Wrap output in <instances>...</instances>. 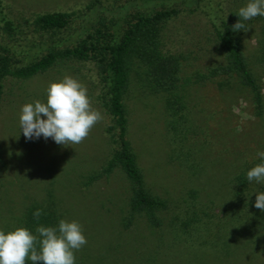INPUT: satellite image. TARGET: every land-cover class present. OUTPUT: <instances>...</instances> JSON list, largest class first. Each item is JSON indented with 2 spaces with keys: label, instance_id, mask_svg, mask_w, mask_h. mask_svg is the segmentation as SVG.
I'll return each mask as SVG.
<instances>
[{
  "label": "rangeland",
  "instance_id": "rangeland-1",
  "mask_svg": "<svg viewBox=\"0 0 264 264\" xmlns=\"http://www.w3.org/2000/svg\"><path fill=\"white\" fill-rule=\"evenodd\" d=\"M248 2L226 0L224 12L239 10ZM4 3L16 20L46 11L73 12L60 30L39 33L32 26L26 30L34 44L72 46L102 26V19L123 25L124 17L142 1ZM180 6L184 10L166 26L164 50L182 56V75L190 77L183 117L169 126L163 97L137 76L125 97L128 138L146 186L166 201L159 212L162 223L152 227L144 215H136L127 225L131 183L119 169L83 184L109 156L111 144L104 127L110 118L96 99L95 65L72 60L31 79L5 82L0 106V230L7 233L23 227L26 207L38 202L82 226L87 244L75 252L76 264H264V211L254 206L264 182L247 179V171L259 164L256 153L264 147V115L256 114L248 87L225 73L209 74L223 65L210 25L199 9L189 11L194 5ZM246 22L248 31H243L241 43L262 87L264 105V17ZM66 75L87 87L103 120L80 144L58 145L42 136L25 139L19 127L21 107L46 102L49 83ZM240 174L246 183L237 180Z\"/></svg>",
  "mask_w": 264,
  "mask_h": 264
},
{
  "label": "trees",
  "instance_id": "trees-1",
  "mask_svg": "<svg viewBox=\"0 0 264 264\" xmlns=\"http://www.w3.org/2000/svg\"><path fill=\"white\" fill-rule=\"evenodd\" d=\"M141 1V4L132 3L136 4L135 11L124 17L123 25H115L112 20L107 23L102 19V26L86 33L74 45L59 46L34 44L35 41L28 39L26 30L30 26L39 33L60 30L69 23L73 12L46 11L35 13L31 18L16 20L7 12L4 0H0V39L8 41L3 44L0 40V106L8 79H31L58 63L72 60L93 63L99 84L96 99L110 118L104 131L111 144V151L102 167L88 174L83 184L88 186L108 177L116 169L121 170L131 183L127 225L136 215H144L149 225L157 227L162 223L159 212L166 208V201L146 186L137 155L128 138L129 117L125 97L132 78L137 76L139 81L146 82L151 91L163 97L169 126L174 127L183 117L186 86L190 77L182 75V56L164 50L166 26L184 10L180 3L186 7L194 5L195 8H188L189 11L199 9L210 25L211 34L223 57V65L212 68L209 74L213 76L222 72L248 87L257 115H264V105L262 87L243 51V30H232V26L239 20L238 10L224 12L223 4L226 0ZM242 22L248 28L247 22ZM2 154L0 139V161ZM256 162L264 163L260 158ZM237 180L241 184L247 181L242 174ZM37 209L42 212L39 219L33 216ZM23 219V227L35 233V229L41 225L58 226L63 217L55 208L33 202L26 207Z\"/></svg>",
  "mask_w": 264,
  "mask_h": 264
},
{
  "label": "clouds",
  "instance_id": "clouds-1",
  "mask_svg": "<svg viewBox=\"0 0 264 264\" xmlns=\"http://www.w3.org/2000/svg\"><path fill=\"white\" fill-rule=\"evenodd\" d=\"M239 20L233 31H248L242 21L264 17V0H249L238 10ZM43 117V118H42ZM103 120L100 111L92 106L87 87L78 79L64 76L51 82L46 102L35 101L21 107L19 127L25 139L51 138L58 145L82 143L92 128ZM264 161V151L256 153ZM248 181L264 182V163L247 171ZM264 211V192L256 194L255 205ZM37 209L33 216L39 219ZM87 244L82 226L75 220L61 219L58 226H38L35 233L16 227L7 233L0 230V264H76L75 252Z\"/></svg>",
  "mask_w": 264,
  "mask_h": 264
}]
</instances>
